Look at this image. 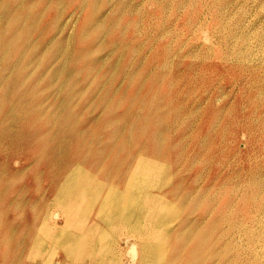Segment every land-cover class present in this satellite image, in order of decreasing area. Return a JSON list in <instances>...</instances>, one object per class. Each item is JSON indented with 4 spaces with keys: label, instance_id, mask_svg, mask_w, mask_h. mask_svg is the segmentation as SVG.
<instances>
[{
    "label": "rangeland",
    "instance_id": "obj_1",
    "mask_svg": "<svg viewBox=\"0 0 264 264\" xmlns=\"http://www.w3.org/2000/svg\"><path fill=\"white\" fill-rule=\"evenodd\" d=\"M119 1L31 4V18L47 11L33 42L52 41L58 28L55 41L83 55L100 36L96 81L88 71L73 77L87 93L103 84L77 108L89 151L75 133L48 136L32 114L10 118L30 79L9 93L0 86V264H264V0ZM0 13L12 29L1 1ZM93 14L104 32L87 34ZM58 54L48 46L43 70L60 66L67 55ZM46 88L44 107L54 108L57 88Z\"/></svg>",
    "mask_w": 264,
    "mask_h": 264
},
{
    "label": "bare ground",
    "instance_id": "obj_2",
    "mask_svg": "<svg viewBox=\"0 0 264 264\" xmlns=\"http://www.w3.org/2000/svg\"><path fill=\"white\" fill-rule=\"evenodd\" d=\"M3 4V17L2 19H5V21H7L9 24L13 25L12 29L8 30V31H4V29H2V26L0 24V43H2V46H0V71L4 72L3 75L0 76V86H3L5 87V90L9 91L10 88H12L14 86L15 87H18L20 85H24L29 79L31 80L30 81V88L25 90L21 95H17V96H14L13 98V101L10 102V110L8 111L9 114H10V118L13 119L17 116H23V115H27L28 113L29 114H32L34 115L35 118H38V120H44V124H45V132H47L46 134L49 136V133H51V131L49 130H52V128H57V129H61L62 131H64V137H67L69 138V134H76L75 138H77L78 140H81V144H84L86 146V148H88V151L91 150V147L92 145L89 147L90 143H91V138L88 136V135H83L81 133V131L83 130H79L77 129V125L79 124V121L80 119L83 117L80 118V114L77 110L78 106H80V102H81V99H83L84 97L85 98H88V99H91L93 100L98 92H99V89L100 88L99 86L102 85V84H99L98 85V88H95L93 91H91L90 93H87V88L85 89L84 88H79L77 87V85H79L81 82L83 83V81H79L77 80V75L73 77V74L76 72V71H88V75L85 73V75L87 76L86 80H89L91 77L90 75L93 73V71H98V69L101 68V64L105 61L104 58H101L99 57V53H97V51L95 49H100V44H98V40L100 38H98V40L94 41V44L92 46H89V47H85L84 49V54L83 55H79V54H74L73 52L70 51V40H66V41H55L56 38L58 36L57 35V32L56 28L54 30V39L52 41H42L41 42H33L32 41V37H31V33L33 30H35L37 28V26L35 27V25H37V21H39V18H40V15H42V12L41 14H38L37 11L36 13L38 15H35L33 16L32 18L30 17L31 16V12H33V7L31 6V4H41L43 0H12V1H8V0H0ZM91 1V0H90ZM96 1V0H95ZM125 1V0H124ZM123 1V2H124ZM52 2V1H51ZM86 2V1H84ZM84 2H81V3H84ZM89 2V0H88ZM119 5L121 4V0L119 1ZM122 2V4H123ZM91 3V5L89 6H92L93 4V1L92 2H89ZM126 3V2H125ZM47 4V3H45ZM121 4V5H122ZM88 5V4H87ZM95 5V4H94ZM93 7V6H92ZM98 7V6H97ZM119 7V6H118ZM122 7V6H121ZM94 8V7H93ZM101 8V6H100ZM43 10V8H41ZM95 9V8H94ZM120 9V8H118ZM48 10V9H47ZM40 11V10H39ZM90 12V10H88ZM93 11V10H91ZM119 11V10H118ZM128 11V10H126ZM45 12V11H44ZM43 12V13H44ZM47 12V11H46ZM45 12V13H46ZM99 12V10H98ZM97 12V13H98ZM23 14V19L26 18V21L23 23V30L20 31L21 29V25L22 24H19V15ZM44 13V14H45ZM122 13V12H121ZM1 14V13H0ZM92 14V12H91ZM90 14V15H91ZM126 14V13H125ZM124 15V14H123ZM122 15V16H123ZM94 16V14L92 15ZM92 20L90 21V19H88L90 22H87L89 25L86 29V27H84V29L86 30L87 34L88 32L92 33V34H96L98 33L97 30L100 32L99 29H101V26H100V23H99V20L101 18V16H94L92 17ZM118 17V15H117ZM89 18V17H88ZM30 19V20H29ZM29 20V21H28ZM113 20V19H112ZM122 20V19H121ZM120 20V21H121ZM2 21V20H1ZM119 21V22H120ZM40 22V21H39ZM115 22H116V19H115ZM107 23V21H106ZM110 23V22H109ZM114 23V22H113ZM117 23V22H116ZM128 23V22H126ZM85 24V23H84ZM115 24V23H114ZM130 25V24H129ZM85 26H87V24H85ZM110 26V25H109ZM113 26V25H112ZM47 27V25H46ZM56 27V26H54ZM59 27V26H58ZM106 27V25H105ZM117 27H118V24H117ZM125 27V26H124ZM127 27V26H126ZM125 27V28H126ZM110 28V27H109ZM7 29V28H5ZM44 29V28H43ZM83 29V30H84ZM103 29V28H102ZM101 29V30H102ZM128 29V28H127ZM127 29L125 31H127ZM82 30V31H83ZM108 30V29H107ZM122 30V31H124ZM43 31V30H42ZM41 31V32H42ZM103 31V30H102ZM110 31V30H109ZM40 32V33H41ZM104 32V31H103ZM103 32H101L99 35H101ZM137 32V31H136ZM135 32V33H136ZM139 32V30H138ZM143 32V31H142ZM165 32V31H164ZM163 32V33H164ZM83 33V32H81ZM89 33V34H90ZM108 33V32H107ZM122 33V32H121ZM126 33V32H125ZM124 33V34H125ZM141 33V31H140ZM123 34V33H122ZM121 34V35H122ZM145 34V33H144ZM103 35V34H102ZM108 35V34H107ZM139 35V34H137ZM165 35V34H164ZM166 35H167V32H166ZM82 36V35H80ZM91 36V35H89ZM163 37V36H162ZM165 37V36H164ZM83 39V38H82ZM85 40V39H84ZM87 40V39H86ZM116 41V40H115ZM73 42V41H72ZM75 42V41H74ZM117 42V41H116ZM156 42V41H155ZM109 43V42H107ZM171 42H169L170 44ZM57 45V51L59 52L58 56L59 57H62L63 54H66L67 57L65 58V60L63 62H61L60 66L55 69L54 71L50 72L48 71V66L43 70L44 68V62H45V57H46V54H47V51H48V46H51V45ZM74 44V43H73ZM120 44V43H119ZM130 44V42H129ZM115 45V44H114ZM141 45V44H140ZM153 45V44H152ZM151 45V46H152ZM73 46V45H72ZM103 46V45H102ZM116 46V45H115ZM114 46V47H115ZM126 47V45H125ZM141 47V46H140ZM138 47V48H140ZM170 47V46H168ZM127 48V47H126ZM138 48H135V49H138ZM72 49V48H71ZM117 49V48H116ZM134 49V50H135ZM143 49V48H142ZM141 49V50H142ZM171 49V48H170ZM140 50V49H139ZM140 50V51H141ZM180 50V49H179ZM115 51V50H114ZM124 51V50H123ZM126 51V50H125ZM136 51V50H135ZM139 51V52H140ZM137 52V51H136ZM142 52V51H141ZM111 53V51H110ZM124 53V52H123ZM136 54V53H135ZM84 57V58H83ZM112 57V55H111ZM120 57V56H119ZM121 57H123L122 53H121ZM172 57V55H171ZM83 58L85 61L84 62H88V63H85V64H81V65H77L78 62L80 61V59ZM125 58V57H124ZM136 58V57H135ZM77 59H79L77 61ZM119 59V58H118ZM134 59L131 58V60ZM124 60V59H123ZM122 60V61H123ZM141 60V59H140ZM173 60V59H172ZM121 61V62H122ZM90 62V63H89ZM108 62V61H107ZM115 62V61H114ZM31 65L34 66V70L31 69ZM112 64H110L111 66ZM114 65V64H113ZM112 65V66H113ZM130 66V64H128ZM12 66H16L15 70L14 71H17L18 73H20V76L14 78L15 81L14 83L10 82L9 83V78L12 77V75L9 77V71H10V68ZM109 66V65H108ZM139 66V64L137 65ZM114 67V66H113ZM112 67V70L114 69ZM128 67V66H127ZM104 68V67H103ZM119 68V67H118ZM138 68V67H137ZM119 70V69H118ZM37 71H41V72H38ZM109 71V70H108ZM108 71L107 74H108ZM50 72V73H49ZM81 72V73H82ZM101 72V71H100ZM105 72V73H106ZM112 72V71H111ZM127 71H124V74L126 73ZM135 72V71H134ZM132 71V73H134ZM150 72V71H149ZM152 72V71H151ZM64 73V75H63ZM78 73V72H76ZM103 74L102 77H106V74ZM137 73V72H135ZM134 73V74H135ZM111 74V73H110ZM117 73H115L116 75ZM133 74V75H134ZM129 75V74H128ZM131 75V73H130ZM132 75V76H133ZM150 75V74H149ZM48 76V77H47ZM80 76V75H78ZM95 76V75H94ZM93 76V77H94ZM35 77V78H34ZM47 77V83L45 84V86H43L41 89L39 86H40V82L42 80V78H45ZM60 78V81H58V79ZM92 77V78H93ZM124 77V76H123ZM148 78V76H146ZM13 78V77H12ZM34 78V79H33ZM80 78L82 79L83 77L80 76ZM91 78V79H92ZM112 78V77H111ZM114 78V77H113ZM83 79V80H84ZM94 80L96 78H93ZM123 79V78H122ZM133 79V77H132ZM131 79V76H129V81L132 80ZM93 80V81H94ZM114 80V79H113ZM111 80V81H113ZM116 80V78H115ZM114 80V81H115ZM146 80V79H145ZM144 80V81H145ZM13 81V80H12ZM76 81L80 82L79 84L76 83ZM85 81V80H84ZM91 81V80H90ZM96 81V80H95ZM104 81V80H103ZM128 81V82H129ZM86 82V81H85ZM76 83V84H75ZM112 82H110L111 84ZM51 85H55L56 86V91L54 93H58V100H57V103L55 105L54 108H50V109H47L44 107V100L45 98H47V96H49V90L46 88L47 86H51ZM112 85V84H111ZM110 85V87H112ZM58 86V87H57ZM86 86V85H85ZM83 87V85H82ZM106 87V86H105ZM109 87V88H110ZM129 87V86H128ZM1 88V87H0ZM19 88V87H18ZM90 89V88H89ZM108 89V88H107ZM111 89V88H110ZM18 91V89H16ZM87 90V91H86ZM109 90V89H108ZM107 90V91H108ZM115 90V89H114ZM140 90V89H139ZM7 91V92H8ZM106 91V93H107ZM110 91V90H109ZM109 91L107 94H109ZM125 92V90H124ZM9 93V92H8ZM53 93V92H52ZM51 93V94H52ZM53 93V94H54ZM105 93V94H106ZM126 93V92H125ZM101 94V93H100ZM116 94H114L115 96ZM138 95V94H137ZM108 95H105V97H107ZM101 97V96H100ZM84 98V99H85ZM113 98L112 97V101H113ZM122 98V97H121ZM3 99V98H2ZM39 99V100H38ZM86 99V100H88ZM97 99V98H96ZM102 99V97H101ZM99 99V100H101ZM109 99V98H108ZM85 100V102H86ZM95 101V100H94ZM104 101H105V98H104ZM103 102V105L104 103L106 102ZM156 101V100H155ZM89 102V101H88ZM153 102V101H152ZM97 104L99 103L98 101L96 102ZM108 103V101H107ZM106 103V104H107ZM119 103V102H118ZM1 104V103H0ZM95 104V103H94ZM97 104H95L97 106ZM106 104L104 105V107L106 106ZM110 104V103H109ZM107 104V105H109ZM92 106L93 108L95 107ZM2 106V105H1ZM86 106V105H85ZM168 106V105H167ZM103 107V109H104ZM108 107V106H107ZM118 107V106H116ZM181 105L177 108H180ZM112 108V107H111ZM111 108H108V109H111ZM184 108V106L182 107ZM92 109V108H91ZM96 109V108H94ZM107 109V108H106ZM165 109V108H164ZM87 110V109H86ZM85 110V111H86ZM140 110V109H139ZM157 110V109H156ZM161 110V109H160ZM174 110V109H173ZM84 111V113H85ZM105 111V110H104ZM103 111V112H104ZM110 111V110H109ZM112 111V109H111ZM159 111V110H158ZM82 112V111H81ZM80 112V113H81ZM197 112V111H196ZM91 114H93L91 112ZM193 114V113H192ZM90 115V114H89ZM178 115V114H177ZM180 115V114H179ZM79 116V117H78ZM193 116V115H192ZM5 117V116H4ZM78 117V118H77ZM96 117V116H95ZM120 117V116H119ZM180 116H178V119H179ZM137 118H139L138 114H137ZM219 118V117H218ZM160 119L162 120L161 118H158L157 117V120ZM177 117H176V120H178ZM119 119H114L110 122L106 124L109 128V125L108 124H111V123H115L116 124V121H118ZM127 120V119H126ZM137 120V119H136ZM146 120V119H145ZM159 120V121H160ZM98 121V120H96ZM16 122V121H15ZM14 122V123H15ZM142 122V121H141ZM160 122H163V121H160ZM192 122V121H191ZM14 123L12 124V126H14ZM113 123V124H114ZM120 123V122H119ZM124 123V122H123ZM159 122L157 121V124ZM175 123V122H173ZM173 123H172V126H173ZM184 123V122H183ZM113 124H111L113 126ZM135 124V123H134ZM185 124V123H184ZM192 124V123H191ZM124 126V124H122ZM171 125V124H170ZM106 126V127H107ZM120 126V125H119ZM118 128L116 127V129L114 130V133L115 135H112L111 139L112 138H115V136L117 135L116 133L119 132V129L121 128V126ZM133 125H131L132 127ZM137 126V125H136ZM141 126V125H140ZM6 127V126H5ZM18 127V126H17ZM192 128V127H191ZM56 129V130H57ZM85 129V128H84ZM123 129V128H122ZM167 129V127L165 128V130ZM171 129V128H170ZM157 133L154 135V139H155V142L158 141L157 138H158V132H159V129H157ZM122 131V130H121ZM131 131V129H130ZM129 131V132H130ZM144 131V130H142ZM170 131V130H169ZM4 132V131H3ZM133 132V131H132ZM55 133V131H54ZM190 133V132H189ZM45 134V135H46ZM56 134V133H55ZM134 134H135V131H134ZM132 134V135H134ZM44 135V136H45ZM55 136V135H54ZM52 136V137H54ZM69 136V137H68ZM88 136V137H87ZM122 136H123V133H122ZM130 136H131V132H130ZM129 136V137H130ZM186 138H187V135H185ZM184 136V137H185ZM102 137V136H101ZM118 137V136H117ZM121 137V136H120ZM132 137V136H131ZM161 137V136H159ZM165 137V136H164ZM183 137V138H184ZM184 138V139H186ZM48 140V137L46 138ZM45 139V140H46ZM51 139V138H50ZM49 139V140H50ZM53 139V138H52ZM51 139V140H52ZM101 139V138H100ZM110 139V138H109ZM108 139V140H109ZM164 139V138H162ZM166 140V139H165ZM182 140V139H181ZM101 140H99L100 142ZM164 141V140H163ZM162 141V142H163ZM184 141V140H183ZM98 142V143H99ZM128 142V141H127ZM47 143V141H46ZM159 146H162L161 142H159ZM180 144V143H179ZM186 144V143H185ZM100 145V144H99ZM115 145V144H114ZM158 145V144H157ZM177 145V144H176ZM207 145V143H206ZM116 146V145H115ZM185 146V145H183ZM186 147V146H185ZM184 147V148H185ZM188 147V145H187ZM59 148V147H58ZM65 150H66V147H64ZM130 148V147H129ZM205 148V147H204ZM63 149V148H62ZM59 150V149H58ZM64 150V149H63ZM130 150V149H129ZM161 151V147L159 149ZM96 151H103V148L102 147H98L96 148ZM183 151V149H182ZM91 152V151H90ZM105 152V151H104ZM157 152V151H156ZM59 153H63V152H59ZM58 153V154H59ZM88 153V152H87ZM138 153V152H137ZM182 154V152H181ZM68 155V154H66ZM103 155V154H102ZM137 155V154H136ZM180 155V154H179ZM179 157V156H178ZM145 160V159H144ZM197 162V161H196ZM17 164V162H15ZM143 163V162H142ZM142 166V165H141ZM177 171V170H176ZM116 173V172H115ZM199 179V178H198ZM181 185V183H180ZM207 191V190H206ZM178 197V196H177ZM137 198V197H136ZM179 198V197H178ZM213 200V199H212ZM18 203V202H17ZM20 203H18L17 205H19ZM185 204V202H184ZM16 205V206H17ZM19 207V206H18ZM17 207V208H18ZM182 209H180L181 211ZM132 213V212H131ZM119 214V213H118ZM54 217L57 218V216L55 215ZM132 217V216H131ZM124 218V216H123ZM116 219V218H115ZM114 219V220H115ZM258 220V218H257ZM129 221V219H128ZM125 222V221H124ZM133 223V221H132ZM127 224V222L125 223V225ZM111 225V224H110ZM128 226V224L126 225ZM125 226V227H126ZM130 226V225H129ZM127 228V227H126ZM16 229V228H15ZM117 229V228H116ZM115 229V231H116ZM122 229V228H121ZM120 229V230H121ZM186 229V228H185ZM128 231V230H127ZM117 232V231H116ZM121 232V231H120ZM124 232V231H123ZM126 233V232H125ZM119 234V233H118ZM121 234V233H120ZM124 234V233H123ZM166 236V235H165ZM168 237V236H166ZM190 238V237H189ZM144 239V238H143ZM110 240V239H109ZM164 240V239H163ZM128 241V240H127ZM168 241V238L165 240V242ZM126 242V241H125ZM164 242V241H163ZM130 243V242H128ZM127 243V245H129ZM132 243V242H131ZM126 244V243H125ZM131 246V245H130ZM135 247V245H134ZM135 248H133V252H135L134 250ZM132 252V251H131ZM132 252V253H133ZM136 253V252H135ZM133 253V255L135 254ZM114 257V256H113ZM13 262V261H12ZM38 263V262H37ZM36 263V264H37ZM132 263H135V261H133ZM87 264V263H86Z\"/></svg>",
    "mask_w": 264,
    "mask_h": 264
}]
</instances>
